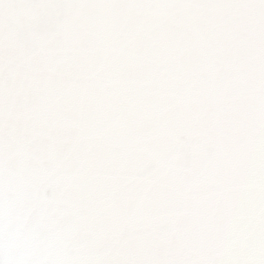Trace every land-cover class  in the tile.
I'll return each mask as SVG.
<instances>
[{"label": "snow or ice", "instance_id": "obj_1", "mask_svg": "<svg viewBox=\"0 0 264 264\" xmlns=\"http://www.w3.org/2000/svg\"><path fill=\"white\" fill-rule=\"evenodd\" d=\"M0 264H264V0H0Z\"/></svg>", "mask_w": 264, "mask_h": 264}]
</instances>
